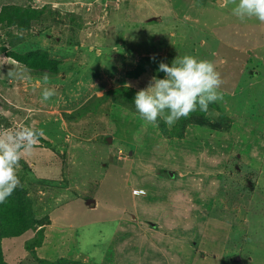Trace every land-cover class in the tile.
<instances>
[{
	"label": "rangeland",
	"instance_id": "374dc122",
	"mask_svg": "<svg viewBox=\"0 0 264 264\" xmlns=\"http://www.w3.org/2000/svg\"><path fill=\"white\" fill-rule=\"evenodd\" d=\"M23 1L0 0V8ZM30 2L50 4L64 20L19 33L17 46L46 49L65 67L45 84L44 74L0 51V119L10 125L0 133L43 129L35 147L21 153L18 175L48 217L3 240L6 260L264 264V22L241 21L228 0ZM68 14L75 28L64 23ZM6 38L0 32V46ZM154 55L170 64L185 55L214 62L224 98L205 113L230 129L198 138V128L188 127L172 140L112 103V89L149 85L151 76L128 73ZM43 87L57 95L42 103ZM163 167L179 173L171 183ZM127 232L139 235L121 239ZM39 238L29 249L26 243Z\"/></svg>",
	"mask_w": 264,
	"mask_h": 264
},
{
	"label": "trees",
	"instance_id": "16d2710c",
	"mask_svg": "<svg viewBox=\"0 0 264 264\" xmlns=\"http://www.w3.org/2000/svg\"><path fill=\"white\" fill-rule=\"evenodd\" d=\"M57 14H59V11L57 9L53 10L50 4L37 6V4L35 5L31 3L30 0H24L21 3L8 2L3 4L0 8V32L2 37L5 34L7 35L6 40L2 39V41H7L8 45H1L0 51H4L9 58L21 64L22 69L27 68L32 72L42 74L48 73L49 76H51V74L52 76H56L59 71L65 67L63 60L52 56L46 49H33L28 47L21 49L17 46L21 43L17 41V38L20 35L19 33L31 36V34H34L33 28L35 26L39 29V31L46 29L50 30L51 28L58 26L64 18L62 21H59L61 16H57ZM67 18L68 22L65 20L66 22L64 23H67L68 26L75 28L77 26V23L74 22L75 17L68 14ZM68 41L71 42L70 40ZM161 61L171 65L170 62L166 61L159 55L143 56L139 59L136 67L130 70L128 75L129 77L137 79L146 75L163 78L164 73L157 72L159 62ZM137 91L138 90L136 88L127 86L115 88L111 90L112 95L110 98L113 99L112 103L129 109L130 111L136 113L139 117V114L136 112L134 106V97ZM107 95L106 98L109 97ZM97 104H100V101L97 102ZM3 120L4 119H0V130L10 126L8 125V121L6 122V125L2 124ZM158 125L161 129H163V135L172 140L183 139L185 137V131L188 127L195 126L198 128V138H203L208 132L214 131L221 133L231 127L227 122L223 124L222 120L215 121L206 117V113L199 110L192 113L187 119L181 118L171 128H168L163 120H158ZM105 138L106 136L103 139L105 140ZM46 144L50 145L48 141ZM53 150H55L54 146ZM236 170H238V167H236ZM164 172L169 176L168 170H164ZM24 178L29 179V176L24 175ZM251 184L253 185L252 181ZM37 201L38 199L35 200L32 196H30L28 189L25 186H22L13 192L6 203H0V264H11L4 256V239L21 237L29 231L37 229L48 222V217L45 215L42 217L43 210L41 209V206L38 205L37 207ZM54 204L55 201L53 202V205ZM126 224L127 222L124 225ZM135 233L136 235H139V232ZM124 234V237L121 239L127 238L126 236H136L135 234L129 235L128 232ZM147 241V239H144L142 242L147 243L149 246V241ZM40 244V238L37 239V242L26 243L28 248L33 249L34 251L36 246H40ZM146 259L149 260L148 256ZM40 261L44 262L42 259ZM48 264H70V261L62 258L56 262H48Z\"/></svg>",
	"mask_w": 264,
	"mask_h": 264
},
{
	"label": "clouds",
	"instance_id": "9594fccd",
	"mask_svg": "<svg viewBox=\"0 0 264 264\" xmlns=\"http://www.w3.org/2000/svg\"><path fill=\"white\" fill-rule=\"evenodd\" d=\"M228 3L233 5L232 14L241 21L255 18L264 22V0H228ZM157 72L164 73L163 78L153 76L149 85L137 91L134 97L136 112L145 126H158V120H163L172 127L198 110L207 112L211 103L224 98L220 91L224 81L210 60L191 55L176 57L171 65L159 62ZM7 75H13L12 71ZM42 79L47 84L49 74L45 73ZM56 95L54 87H43L41 102ZM43 135V129L37 128L0 133V203H6L13 192L22 187L18 175L21 153L30 152Z\"/></svg>",
	"mask_w": 264,
	"mask_h": 264
},
{
	"label": "crops",
	"instance_id": "0c3cea01",
	"mask_svg": "<svg viewBox=\"0 0 264 264\" xmlns=\"http://www.w3.org/2000/svg\"><path fill=\"white\" fill-rule=\"evenodd\" d=\"M181 140V139H180ZM221 164H222V162H221ZM221 166V165H220ZM164 168V167H163ZM259 168H260V165H259ZM164 170H168L169 171V168L168 167H166V168H164ZM169 173V180L168 181H165L167 184L168 183H171L176 177H177V175L179 174L178 172H174V171H169L168 172ZM165 177H166V179H167V175H165ZM96 204V200H94V204H93V206H96L95 205Z\"/></svg>",
	"mask_w": 264,
	"mask_h": 264
}]
</instances>
